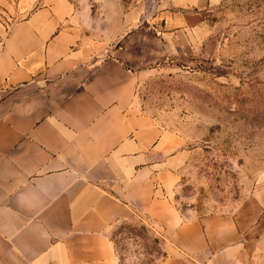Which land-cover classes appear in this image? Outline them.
I'll list each match as a JSON object with an SVG mask.
<instances>
[{
    "label": "crops",
    "instance_id": "0c3cea01",
    "mask_svg": "<svg viewBox=\"0 0 264 264\" xmlns=\"http://www.w3.org/2000/svg\"><path fill=\"white\" fill-rule=\"evenodd\" d=\"M213 3L166 0L142 25L129 13L132 34L99 55L68 0H27L0 38V264H118L109 231L135 207L163 227L156 264H264V227L249 241L232 219L170 207L174 143L131 116L139 80L206 38Z\"/></svg>",
    "mask_w": 264,
    "mask_h": 264
},
{
    "label": "rangeland",
    "instance_id": "374dc122",
    "mask_svg": "<svg viewBox=\"0 0 264 264\" xmlns=\"http://www.w3.org/2000/svg\"><path fill=\"white\" fill-rule=\"evenodd\" d=\"M68 1L77 25L103 55L136 28L125 25L127 14L135 13L140 25L152 15L158 20L166 0ZM26 13L27 0H0V38ZM203 20L206 38L139 80L131 116L165 135V151L174 143V160L159 178L170 207L181 218L232 219L240 236L252 241L264 227V0H214ZM147 211L132 208L111 227L118 264L162 259L165 233Z\"/></svg>",
    "mask_w": 264,
    "mask_h": 264
},
{
    "label": "trees",
    "instance_id": "16d2710c",
    "mask_svg": "<svg viewBox=\"0 0 264 264\" xmlns=\"http://www.w3.org/2000/svg\"><path fill=\"white\" fill-rule=\"evenodd\" d=\"M163 256H164V253H163Z\"/></svg>",
    "mask_w": 264,
    "mask_h": 264
}]
</instances>
